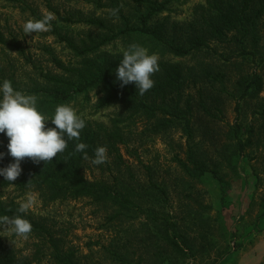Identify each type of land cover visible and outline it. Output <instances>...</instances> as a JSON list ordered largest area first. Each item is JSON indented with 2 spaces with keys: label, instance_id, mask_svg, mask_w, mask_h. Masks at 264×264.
Masks as SVG:
<instances>
[{
  "label": "rangeland",
  "instance_id": "obj_1",
  "mask_svg": "<svg viewBox=\"0 0 264 264\" xmlns=\"http://www.w3.org/2000/svg\"><path fill=\"white\" fill-rule=\"evenodd\" d=\"M153 8L148 0H0V80H14L20 92L40 99L47 95L36 94L34 90L71 94L68 100L53 104L50 112L43 113L48 118L57 105L70 104L80 117L103 123L99 140L110 135L115 147L106 145L107 150H120L133 163L139 180L135 185L145 195L141 201L144 211L137 208L131 211V251L140 248L142 224H145L149 234L158 236L164 230L186 251L174 253L171 246L163 248L156 258L158 263L264 264V132L253 137V144L239 155L232 131L237 119L235 105L241 92L237 90V80L256 70L264 81V0H171L165 10L147 23L152 33L136 32L128 40L118 38L91 50L105 36L128 26H140V15ZM242 10L251 19L256 12L261 14L256 21L260 41L255 56L244 53L237 42L240 34L236 36L234 28L224 30L221 37L211 35L212 20L221 19L225 13L223 23L232 19L239 24L237 16L243 14ZM47 13H52L55 19L46 31L23 33L26 21L42 19ZM65 18L98 19L104 25L73 23ZM199 35H206L209 48L191 47ZM68 42H73L78 50ZM168 42L190 51L177 54L169 49ZM131 43L158 57L160 67L152 76L154 86L145 92L144 98L156 106L167 107L170 113L159 111L148 115L113 99L105 82L86 85L101 74L104 64H119L123 51ZM84 50L89 51L81 53ZM56 60L65 67L61 68ZM175 68L183 74L181 82L173 81L172 85L158 89V93L152 92L158 80L161 86L170 84L161 79L167 70L177 73ZM208 71L215 75L204 77ZM47 76H56L59 81L49 82ZM220 77L224 83L219 82ZM213 83L216 88L226 86V91L219 93L220 103L212 105L218 115L215 119L201 116L197 106L201 90H210L206 94L209 96L212 91L209 86ZM84 86L87 87L83 89ZM214 96L211 95L209 102H213ZM240 102L239 122L244 127L254 125L257 129L264 124V85L257 96ZM176 104L180 113L174 109ZM188 104L192 107L194 126V136L189 141L180 119L187 115ZM161 119L173 122L161 130L156 127ZM248 135L242 137L246 139ZM189 148L208 168L198 179L191 178L178 163V158H186ZM144 164L152 169L153 181L148 179ZM85 173L92 178L89 168ZM159 185L166 188V193L160 191ZM29 197L33 203L27 213L44 217L48 224L68 227L64 232L83 255V264H110L98 250L123 231L114 227V223L101 226L104 213L94 211L96 207L91 199L47 202L36 190L0 187V200L14 199L20 204ZM156 223L160 227H155ZM185 239L193 243V250L186 248ZM0 241L24 253L30 252L33 243L30 237H18L2 225ZM156 244L150 246L155 248ZM151 254L145 253L150 263Z\"/></svg>",
  "mask_w": 264,
  "mask_h": 264
},
{
  "label": "trees",
  "instance_id": "obj_2",
  "mask_svg": "<svg viewBox=\"0 0 264 264\" xmlns=\"http://www.w3.org/2000/svg\"><path fill=\"white\" fill-rule=\"evenodd\" d=\"M170 1L171 0H166L158 3L148 0L154 8L148 13H142L140 15V26H128L119 32L105 36L96 43L91 50H96L100 46L118 38L124 37L128 40V38L136 32L144 34L152 33L147 23L157 13L165 10ZM245 9L246 7H244V10ZM244 10H242L243 14H241V16H237L239 24L238 22L235 23L232 19H228L227 24L223 23L222 20L226 19L227 16L225 13L221 14V19L212 20L210 24V30L212 31L211 35L212 37L215 35L221 37L224 30L234 28L237 31L236 36L238 33L240 34L237 38V42L243 48L244 53H250L255 56L258 53L257 50L260 41V36L257 34L258 29L256 21L261 17V14L258 15V11L251 19V17L245 16ZM65 19L73 23L86 21L99 26L104 25L103 22L98 19ZM56 29L57 28H55V31ZM205 37L206 35H199L191 47L200 49L204 47L209 48L210 44L205 40ZM68 45L78 50L73 42H68ZM247 45H251V48L248 49ZM168 47L177 54H187L190 51V48H184L182 45L175 44L174 42H168ZM88 51L89 50H84L81 51V53H86ZM56 61L61 68L65 67L60 61ZM118 65V62L104 64L102 70H100L102 71L101 74L98 77H94L92 81L86 85H91L97 81L105 82L109 88L110 96L113 99L121 102L125 106H129L130 108L133 107L148 115H156L159 111L170 113L167 107L156 106L148 102L144 98L146 96L145 93L144 95H139L134 82L121 87L115 72ZM166 68L168 67H164V69ZM175 71L177 72L176 68ZM180 75H183L180 71L174 73L171 69L167 70V74L161 81H169L170 84L161 86L160 80H158L152 92L158 93V89L161 90L164 89V86L168 87L172 85L171 83H173V81L177 80L181 82ZM214 75L213 72L208 71L204 74V77H212ZM47 79L49 82L59 81L56 76H47ZM3 81L4 80H0V83ZM219 82L224 83L222 77L219 78ZM237 83V90L239 89L241 92L237 97L235 105L237 119L232 126V131L236 139L239 155H241L247 146L253 144L254 141L252 138L264 132V124L256 129L254 125L247 128L239 122L242 113L240 99H252L254 96H257L262 90L264 81L262 75L255 70L252 74L242 76V78L237 80ZM11 84L15 90L21 91V88L17 86L14 80H12ZM211 85L213 86H209L212 88L209 96L206 94L210 90L206 88L201 90V98L197 106L201 116L215 119L218 115L213 112L212 105L213 103H220L219 93L226 91V86L216 88L214 83ZM86 87L84 86L83 89ZM34 93H43L42 95H47L46 98L42 99L37 96V108L42 113L50 112L53 104L66 101L71 97V94H66L58 90L47 91L37 89L34 90ZM212 94H215L212 98L213 102H209ZM174 109L179 110L180 113L179 104H176ZM262 112L264 113V109ZM186 114L187 115H182V117L180 116V119H182L181 125L187 133V141H189V139L194 136V126L192 122L193 111L189 104L187 105ZM81 118L85 120L86 126L80 131L79 140H68L64 152L58 153L57 156L53 157L52 160L48 162L41 161L40 163H35L31 158L25 157L21 161L22 172L17 179L14 182H9L4 180L3 177H0V187L4 189L8 186H15L16 189L20 190H36L47 202H65L80 198L91 199L96 207L94 211H103L104 213V224H101V226L112 225V223H114V227L117 226L123 231V234L113 237L108 245L103 244L101 249L98 250L110 260V264H161L156 261V258L159 257L161 251H163L161 249H166L169 246L172 247L174 253H185L184 247H182L170 234L166 233V231L162 230V234L158 236L149 234L145 224H142L144 234L140 238V248L136 251H131L132 236L130 230L133 215L131 211L137 208L139 211L143 212L144 205L141 201L145 197L144 193L138 192L135 185V182L139 180H137L138 178L135 175L133 163L127 160L120 150H107L108 160L101 165H92L89 160H85L83 158V152L75 151L77 143L84 142L88 146L84 151L88 153L89 157L94 155V149L97 146L107 145L114 148L115 145L111 141L110 135L108 138L99 140L100 138H98V136L102 131L103 123L92 122L83 117ZM172 122V120L161 119L156 123V127L165 130L167 127L171 126ZM46 127H54L51 120L46 122ZM245 133L249 134L246 139L242 137V134L245 135ZM8 142L9 138L4 133H0V153H5V155L0 158V167H6L14 162L15 159L7 154ZM178 163L180 168L193 179L202 177L208 170L206 162L200 160L191 148L187 150L185 159L178 158ZM86 168L90 169L91 174H93V176H91L92 178L85 173ZM143 168L148 172V179L153 181L152 169L146 164H144ZM94 170H96L97 173H94ZM157 187H160L161 192L166 193V188L160 185ZM141 188L145 189L143 186H141ZM18 207L19 203L14 199L0 200V217H11L18 214ZM21 215H24L32 224V230L27 235L33 241V243H31L32 249L29 253H24L21 250H16L13 246H8L4 241H0V264H83V255H81L80 250L70 242L67 234L64 232V229H68V227L66 228L65 225L64 227L56 226L54 223L48 224L46 219L42 216L37 217L29 213ZM155 225L157 228L160 227L159 223ZM154 243H157L155 248L150 246ZM184 245L190 251L194 249L193 243L188 239L184 240ZM90 247L92 249L93 246L90 244ZM145 253H152L150 256V258H152L151 263L150 261L147 262ZM89 255L90 254H86L85 256ZM136 255L138 256L136 257Z\"/></svg>",
  "mask_w": 264,
  "mask_h": 264
},
{
  "label": "clouds",
  "instance_id": "obj_3",
  "mask_svg": "<svg viewBox=\"0 0 264 264\" xmlns=\"http://www.w3.org/2000/svg\"><path fill=\"white\" fill-rule=\"evenodd\" d=\"M117 10H114L113 15ZM55 19L52 13H47L42 19L28 20L23 26V33L31 34L46 31ZM158 57L149 54L147 49L137 43H131L122 53V58L115 69L116 78L121 87L135 83L139 95H144L154 86L153 74L159 71ZM37 97L34 94L25 95L15 90L10 81L0 83V133L8 138L7 154L14 157V162L6 167H0V177L14 182L22 172L21 161L25 157L35 163L51 161L58 153L64 152L67 141L79 140L80 131L86 126L84 119L70 104L56 106L54 114L48 118L37 108ZM51 120L54 127H46ZM88 146L84 142L76 144L75 151L83 152V158L92 165L107 162V147L97 146L94 155L89 157L84 151ZM5 153H0L2 158ZM33 198L29 197L19 204L16 215L0 217V225L10 228L18 237H26L32 230V224L24 215L31 208Z\"/></svg>",
  "mask_w": 264,
  "mask_h": 264
}]
</instances>
